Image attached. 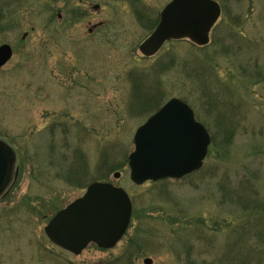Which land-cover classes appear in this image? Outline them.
Segmentation results:
<instances>
[{
  "label": "rangeland",
  "instance_id": "rangeland-1",
  "mask_svg": "<svg viewBox=\"0 0 264 264\" xmlns=\"http://www.w3.org/2000/svg\"><path fill=\"white\" fill-rule=\"evenodd\" d=\"M170 1L0 0V46L14 50L0 137L21 168L0 202V264H108L133 251L134 264H264V0H216L210 45L169 42L145 58ZM172 98L211 134L204 167L138 186L133 136ZM99 181L130 195L129 230L113 250L65 254L45 227Z\"/></svg>",
  "mask_w": 264,
  "mask_h": 264
},
{
  "label": "water",
  "instance_id": "water-1",
  "mask_svg": "<svg viewBox=\"0 0 264 264\" xmlns=\"http://www.w3.org/2000/svg\"><path fill=\"white\" fill-rule=\"evenodd\" d=\"M221 16L213 0H172L160 14L157 28L139 47L153 57L168 41L188 40L204 47ZM9 45L0 47V69L12 58ZM211 136L198 123L193 109L174 98L142 125L133 136L129 156L130 178L136 185L168 179L180 180L199 171L207 157ZM14 149L0 139V199H5L19 178ZM116 173L114 179H119ZM132 203L127 192L111 183L96 182L87 193L60 211L45 233L56 246L80 255L90 244L113 249L127 232ZM145 264H152L147 259Z\"/></svg>",
  "mask_w": 264,
  "mask_h": 264
},
{
  "label": "trees",
  "instance_id": "trees-1",
  "mask_svg": "<svg viewBox=\"0 0 264 264\" xmlns=\"http://www.w3.org/2000/svg\"><path fill=\"white\" fill-rule=\"evenodd\" d=\"M139 20H140V22H141V21H142V18H139ZM157 22H158V20L155 22V25H157ZM155 25H154V26H155ZM164 69H166V68H164ZM150 100H151V99L149 98V99H147L146 101H144V102H147V103H146V106H148ZM140 102H142L141 99H140ZM157 108H158V109H157ZM160 108H161V107H159V105H158V106H156L155 108H152L150 111H152V110H156V109L159 110ZM150 111H149V112H150ZM132 247H133V248H137V249L139 250V248H138L137 245H136V242L132 243L131 248H132ZM129 254H130V255H128V256H129L128 259H126V260L124 259L123 261L119 260L118 263H114V262H113V263H110V264H120V262H121L122 264H134V259H133V258H134V255H135V254H134V251H133V253H129ZM132 260H133V261H132Z\"/></svg>",
  "mask_w": 264,
  "mask_h": 264
},
{
  "label": "flooded vegetation",
  "instance_id": "flooded-vegetation-1",
  "mask_svg": "<svg viewBox=\"0 0 264 264\" xmlns=\"http://www.w3.org/2000/svg\"><path fill=\"white\" fill-rule=\"evenodd\" d=\"M14 1H18V0H14ZM19 1H26V0H19ZM27 38H28V34H24L22 40H25V39H27ZM13 56H14V50H13ZM12 58H13V57H12ZM10 61H11V60H10ZM10 61H9V62H10ZM9 62H8V63H9ZM8 63H7V64H8ZM3 68H4V67H3ZM3 68H1L0 71H2ZM16 152H17V150H16ZM17 157H18V159H19L18 153H17ZM132 216H133V215H132ZM121 241H122V240H121ZM121 241H120V242H121ZM49 242H50V241H49ZM120 242H119V243H120ZM119 243H118V244H119ZM51 244H52V243H51ZM118 244H117V245H118ZM52 245H53V244H52ZM117 245H116V246H117ZM116 246H115V247H116ZM56 248H58V247H56ZM58 249L61 250V248H58ZM101 250H102V249H101ZM103 250H105V249H103ZM103 250H102V251H103ZM61 252H64L65 254H71V253H68L67 251H64L63 249L61 250ZM128 255H130V254L127 253V255H126V257H125V260L128 259V257H129ZM148 259H149V258H148ZM119 260L123 261V259H119ZM119 260H117V261H113V262H114V263H118ZM132 261H133V260H132ZM152 261H153V260H152ZM120 263H121V262H120ZM108 264H110V263H108ZM152 264H153V263H152Z\"/></svg>",
  "mask_w": 264,
  "mask_h": 264
}]
</instances>
